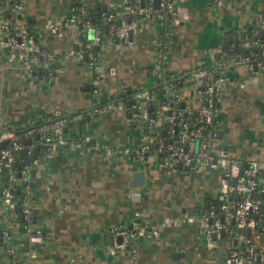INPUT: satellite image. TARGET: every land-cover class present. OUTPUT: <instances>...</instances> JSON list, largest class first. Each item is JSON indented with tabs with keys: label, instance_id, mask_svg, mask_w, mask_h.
<instances>
[{
	"label": "crops",
	"instance_id": "0c3cea01",
	"mask_svg": "<svg viewBox=\"0 0 264 264\" xmlns=\"http://www.w3.org/2000/svg\"><path fill=\"white\" fill-rule=\"evenodd\" d=\"M20 1L23 8L16 19L31 25L36 44L45 50L47 55L36 69L45 75L24 76L21 60H9L0 51V118L21 127L61 112L69 115L63 137L87 135L130 152L60 144L51 155L41 154L28 186L21 188L28 192L35 213L32 230L8 221L1 194L5 182L0 176V228L9 230L0 241V264H228L229 239L221 234L210 244L202 231V215L219 205L223 179L232 182L251 159L264 164V64L251 72L236 55L224 71L228 79L221 85L215 112L218 131L212 142L234 160L228 178L219 167L185 168L174 162L167 170L156 152L139 160L132 151L150 127L143 120H132L126 108L118 106L122 100L115 104L110 98L128 88L131 97L139 100L142 91L159 80L161 55L173 73L216 64L222 47L238 43L246 28L251 27L255 36L254 29L264 23V0H174L177 19L141 18L130 46L106 35L98 49L104 75L97 94L90 97L87 63L69 53L76 42V27L69 24L56 33L51 25L64 20L74 7L108 6L117 0ZM10 9V0H0V23L10 16ZM158 40L166 47L163 54ZM196 81L178 88L189 115L202 102ZM111 101L112 107L92 112L94 103ZM223 134L233 143L223 141ZM137 169H144V182L132 186L131 175ZM134 220L145 225L146 233L110 254L107 245L113 228L130 227ZM153 227L158 232L151 235L148 230ZM176 251L179 255L173 256Z\"/></svg>",
	"mask_w": 264,
	"mask_h": 264
},
{
	"label": "built area",
	"instance_id": "2783aa9c",
	"mask_svg": "<svg viewBox=\"0 0 264 264\" xmlns=\"http://www.w3.org/2000/svg\"><path fill=\"white\" fill-rule=\"evenodd\" d=\"M117 0L112 1L103 14V20L107 25L108 34L117 40H120L124 47L132 43L133 35L136 33L139 20L146 17H160L162 19H177V9L174 0H158V6L155 0ZM10 16H5L1 23L0 51H4L9 60L19 58L21 60V73L29 78H35L36 67L47 54L45 50L36 44L34 31L30 24L18 23L16 13L23 8L20 0H10ZM112 9L110 12L109 10ZM87 6H79V12L76 16H67L51 25V29L60 33L63 27L73 24L77 30L76 42L71 46L69 53L85 61L90 70L91 82L90 91L93 95L97 94L98 86L104 75L103 68L98 60V53L94 47L101 43L102 35L99 29H95L90 20L81 16L88 15ZM116 17L119 22L115 21ZM93 28V37H89L88 32ZM264 31V23H259L254 29L256 40H246L244 43L248 47V52L252 45H259L261 52H264L263 41L257 42L260 31ZM85 36L86 40L81 38ZM243 36V34H242ZM158 40L157 44L160 45ZM239 54V59L248 65V70L254 72L257 67L264 63H256L249 58V54ZM231 58L224 62H218L214 68L224 73ZM222 74V73H221ZM217 76L212 70L207 68H198L188 74L184 82L194 81L199 83L198 93L202 96L201 104L190 115L186 112L184 105L179 106V102H184V95L173 89L172 84L165 83L163 87L167 92L172 91L170 98L174 100L173 105L168 102L156 104L155 111L153 102L155 95L148 89H144L141 98L135 100L130 106L128 113L132 120L140 119L148 124L149 131L142 132L137 146L132 153L141 161L146 159L148 152L160 154L162 164L171 169L174 162L186 166H209L219 167L224 171L228 178L232 175L234 160L227 150L215 148L212 139L218 131V124L215 119V112L220 101V89L223 82L227 81L225 75ZM205 78V80L203 79ZM243 85V83H240ZM94 103L92 112H98L105 107H112L113 102L109 104ZM116 104V103H115ZM153 105V106H152ZM121 108H126L124 102L118 104ZM152 107V110H150ZM168 106V107H167ZM167 107V108H166ZM171 112H168V109ZM175 108H177L175 110ZM152 111V114H150ZM69 117L61 112H51L46 114L41 120L31 121L21 127H15L6 120L0 118V142L6 140L4 146H0V173H6L4 187L2 189L3 202L6 205L8 221H16L19 214L26 219L23 225L24 230H32L33 208L28 203V192H23L22 203L19 204L15 198L14 190L16 188L27 187L30 171L38 165L41 156H49L57 145L68 144L73 148L83 149V144L89 148H103L107 153L113 151L130 152L128 148H116L108 143L100 144L92 140L87 135H78L72 138L63 137V129L68 123ZM167 124V125H166ZM165 128V137L161 135V129ZM176 128V129H175ZM36 136V138H35ZM153 144L156 145L152 151ZM36 147H41L38 153ZM20 154V157L18 158ZM42 154V155H41ZM19 159L17 168H14L16 160ZM5 168L6 171H2ZM241 173L237 176L236 182L232 183L223 179L221 186V199L218 205V213L212 208L208 209L202 215V231L210 244L212 238L220 237L230 222H234L237 228V238L240 246L230 247L226 261L228 264H257L256 261L264 262V244L262 237L264 234V223L260 224L257 215L260 211V204L257 199L251 198V193L255 190L258 183L264 184V164L257 159L249 160L245 166L241 167ZM31 179V178H30ZM29 179V180H30ZM264 194V186L261 188ZM237 194L238 197L232 198ZM20 205V209L17 206ZM165 221H168L166 218ZM249 229V232H247ZM40 232V229H35ZM149 234H156L157 228L148 230ZM146 233L145 225H140L134 220L130 227L116 226L112 230L111 242L107 245L108 252L114 254L117 249L124 248L130 239ZM4 238L9 236V230H2Z\"/></svg>",
	"mask_w": 264,
	"mask_h": 264
},
{
	"label": "trees",
	"instance_id": "16d2710c",
	"mask_svg": "<svg viewBox=\"0 0 264 264\" xmlns=\"http://www.w3.org/2000/svg\"><path fill=\"white\" fill-rule=\"evenodd\" d=\"M87 10L89 11L88 12V15L87 16H81V19L82 20L84 17L88 18L92 24V26L95 28V29H99L101 35H102V38L105 37L106 35H108V31L105 30V22L103 20V14L105 12L103 11H100L99 13H96L92 14L91 10H92V7H89L87 6ZM108 11V9L106 10ZM110 12L112 11V9L109 10ZM79 12V7H74L71 12L67 15V16H76ZM167 18H164L163 20H166ZM115 21L118 23L119 22V18L116 17ZM29 24V23H28ZM35 35V34H34ZM250 38V40H254L253 39V33H252V28L250 27V29H247L243 32V36H242V39L237 43H228L227 45H224V47H222V52H221V55L219 57V61L218 62H224V61H227L229 59H231L232 57L235 58L236 55H239V54H243L244 53V50H245V46L243 45V43L248 40ZM83 41L87 39V37L83 36L81 38ZM263 41V37L260 38L257 40V42H262ZM161 52L162 54L165 52V45H163V43H161ZM98 49H99V44L97 46L94 47V51L98 53ZM249 58L253 61V63L257 62V61H260L262 63H264V52H261V48L259 45H252V47L250 48L249 52ZM44 58V57H42ZM83 59H85V54L83 56ZM217 62V63H218ZM216 63V64H217ZM216 64H205V65H202L204 66L203 68H207L209 70H212L213 73H215L217 76H219L221 74V71L214 68L216 66ZM231 66L229 65L227 68H224L226 71L228 68H230ZM200 68L199 66H195L191 69H187V70H184V71H181V72H178V73H173V72H169L168 69H166L165 67V61H164V57L163 55H161L160 57V66H159V72H158V75H159V80L156 84H153L152 86L150 87H147L146 89H148L149 91H151L154 95H155V102H153V105H154V111H155V106L156 104H162V103H166V102H169V100H171L170 98V94L169 92H167L165 90V88L163 87V85L165 83H170L172 84V88L173 89H178L179 87L182 86L183 82H184V79L185 77L190 74L191 72H193L194 70ZM37 69V67H36ZM48 73V72H47ZM34 75L36 77H40L42 75H45L44 72H37V70H35L34 72ZM86 89H87V96L90 97L92 95V92L90 91L91 89V86H86ZM131 94L132 92H130V90L128 88L118 92L117 94H115L113 97L110 98V100L112 99V101H114L115 103H117L119 100H122L125 105H126V112L127 114L129 113L130 111V106L132 105V102L135 101L132 97H131ZM128 101H130L131 103L128 104ZM98 104V103H97ZM179 104V103H178ZM152 105V106H153ZM150 114H152V111H150ZM69 116V115H68ZM167 125V124H166ZM145 131H147V129H145ZM36 138V136H35ZM71 138V137H70ZM156 145L153 144L152 146V151H154ZM41 147H36L35 146V150L39 153L41 151ZM150 152H148L149 154ZM147 154V155H148ZM160 156V154H158ZM20 157V154L18 156V158ZM147 157V156H146ZM161 157V156H160ZM19 159L16 160L15 164H14V168H17L18 167V164H19ZM180 164V163H179ZM30 172L33 173V170H31ZM6 173H1L0 176L2 177L3 180H6ZM264 186V184L262 183H258L255 190L251 193V198L253 199H257L259 201V204H260V211H259V214L257 215V219H258V222L260 224H263V219H264V212H261V207H264V194L261 190V188ZM14 194H15V198L17 200V202L19 204L22 203V197H23V192L21 190V188H16L14 190ZM232 198L235 199V196L232 195ZM217 206V205H216ZM212 208L213 210H215V212L218 213L219 217L221 216V214H219L220 212H218V206L215 208L214 206L213 207H209L208 209ZM33 218H32V223L35 219V213L33 211ZM26 223V219L21 216V213L19 214L18 218L16 219L15 221V224L18 225L19 229L21 230H24V224ZM236 227V224L234 222H230V224L227 226V228L225 229L224 233H222L221 237H227L230 241V246L231 247H236V246H240V242L237 238V228ZM262 243L264 244V241L262 240ZM262 261L260 260H257L256 263H261Z\"/></svg>",
	"mask_w": 264,
	"mask_h": 264
},
{
	"label": "water",
	"instance_id": "95a60500",
	"mask_svg": "<svg viewBox=\"0 0 264 264\" xmlns=\"http://www.w3.org/2000/svg\"><path fill=\"white\" fill-rule=\"evenodd\" d=\"M141 3H143V0L141 1ZM155 5L156 6H158V0H155ZM106 10V4L105 3H103V4H101L100 6H98V5H93V7H92V10H91V12H92V14H93V16H94V14H96V13H99L100 11H105ZM247 29H250V27H248ZM105 30H107V25H105ZM93 33H94V29L93 28H91L90 30H89V32H88V35H89V37L91 38V37H93ZM263 35H264V31L263 30H261L260 31V34H259V37L260 38H262L263 37ZM234 38L236 39V36H234ZM258 38V36H253V39L254 40H256ZM247 52H248V50L245 48V50H244V55H246L247 54ZM239 55H237V59H239ZM221 75H224V73H222ZM204 80H205V78H203ZM131 102L130 101H128V104H130ZM132 103H134V101L132 102ZM173 103H174V100H169V102H168V104L169 105H173ZM184 105V102L183 101H181V102H179V106L180 107H182ZM177 108H175V110H176ZM150 110H152V107H150ZM168 112H171V109L169 108L168 110H167ZM176 129V128H175ZM161 135L163 136V137H165V128H162L161 129ZM5 143H6V140H2L1 142H0V146H4L5 145ZM176 165H178V164H176ZM246 164H244L243 166H245ZM182 167H185L186 168V165H184V164H182ZM241 170H242V168L240 167L239 168V170H238V174H240L241 173ZM2 171H6V169L5 168H2ZM5 175H7V174H5ZM262 175H264V170H262ZM236 178H237V176H234L233 178H232V183H235L236 182ZM143 182H144V169H137V170H135L134 172H133V174L131 175V180H130V185H132V186H139V185H142L143 184ZM2 194V193H1ZM20 205H18L17 206V209L19 210L20 209ZM261 212H264V207H261ZM247 232H249V229H247ZM2 234V229L0 228V235ZM263 239H264V235H263ZM0 241H2V238H0ZM179 253L180 252H173V256H177V255H179Z\"/></svg>",
	"mask_w": 264,
	"mask_h": 264
},
{
	"label": "rangeland",
	"instance_id": "374dc122",
	"mask_svg": "<svg viewBox=\"0 0 264 264\" xmlns=\"http://www.w3.org/2000/svg\"><path fill=\"white\" fill-rule=\"evenodd\" d=\"M228 128H229V127H228ZM228 128H227V129H228ZM228 131H231V128H229ZM222 140L225 141V142L233 143V142H230V141L225 137L224 134L222 135ZM213 142H214V141H213ZM160 165H161V167H162V163H160Z\"/></svg>",
	"mask_w": 264,
	"mask_h": 264
},
{
	"label": "flooded vegetation",
	"instance_id": "af4514ba",
	"mask_svg": "<svg viewBox=\"0 0 264 264\" xmlns=\"http://www.w3.org/2000/svg\"><path fill=\"white\" fill-rule=\"evenodd\" d=\"M0 236H1V238H2V234H1Z\"/></svg>",
	"mask_w": 264,
	"mask_h": 264
}]
</instances>
